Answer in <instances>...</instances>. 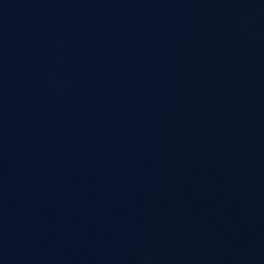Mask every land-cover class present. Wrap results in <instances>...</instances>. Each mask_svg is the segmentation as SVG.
I'll return each mask as SVG.
<instances>
[{
  "label": "water",
  "instance_id": "obj_1",
  "mask_svg": "<svg viewBox=\"0 0 264 264\" xmlns=\"http://www.w3.org/2000/svg\"><path fill=\"white\" fill-rule=\"evenodd\" d=\"M0 264H264V0H0Z\"/></svg>",
  "mask_w": 264,
  "mask_h": 264
}]
</instances>
